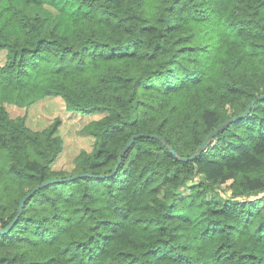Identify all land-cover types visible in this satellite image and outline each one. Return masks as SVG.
Instances as JSON below:
<instances>
[{
    "label": "trees",
    "instance_id": "1",
    "mask_svg": "<svg viewBox=\"0 0 264 264\" xmlns=\"http://www.w3.org/2000/svg\"><path fill=\"white\" fill-rule=\"evenodd\" d=\"M67 1L61 33L0 0V228L37 185L86 174L29 198L0 232V264H264V98L178 158L264 94V0ZM45 98L102 114L72 169L54 167L61 115L34 129L8 109ZM228 181L230 195L212 194ZM199 198L195 221L186 202Z\"/></svg>",
    "mask_w": 264,
    "mask_h": 264
},
{
    "label": "rangeland",
    "instance_id": "2",
    "mask_svg": "<svg viewBox=\"0 0 264 264\" xmlns=\"http://www.w3.org/2000/svg\"><path fill=\"white\" fill-rule=\"evenodd\" d=\"M21 5H26L31 12L41 14L46 18L43 30L48 32L54 27L61 33H68L71 29L70 19L77 9V5L67 0H37L36 3L27 4L25 0H19ZM5 59L4 54H0V63ZM59 99L61 97H58ZM11 116L15 117L27 114L28 124L34 129H42L52 122L56 115L62 116L60 133L64 138V151L57 161L55 168L72 169L75 156L82 149H91L94 138L81 133L82 127L91 119L99 118L102 114L84 116L80 114L67 113L64 104L56 98H45L30 107H18L8 105ZM230 182L222 183L213 191L214 196L222 194L230 195ZM188 213L197 221L204 206L202 198L194 202H186Z\"/></svg>",
    "mask_w": 264,
    "mask_h": 264
},
{
    "label": "water",
    "instance_id": "3",
    "mask_svg": "<svg viewBox=\"0 0 264 264\" xmlns=\"http://www.w3.org/2000/svg\"><path fill=\"white\" fill-rule=\"evenodd\" d=\"M264 98V94L259 95L258 97H255L254 99H252V101L250 102V104L248 105L247 109L239 114V115H234L230 118H228L227 120H225L223 123H221L217 128H215L207 137L206 139L203 141V143L199 146V148L195 151V153H193L191 156L188 157H182V156H178L179 159L183 160V161H189L194 159L195 157H197L200 153H202V151H204L208 145L212 142V140L214 139V137L225 127H227L229 124H231L232 122H234L235 120L244 117L246 115H248L251 111V109L253 108L255 102L259 99ZM147 136H149L148 134H146ZM142 136V134L138 133V134H134L130 141L127 143V145L124 147V149L121 151L120 156H119V160H118V164L116 165L115 170L118 169L120 162L122 160L123 155L125 154V152L130 149V147L132 146L133 142L135 141L136 138ZM151 136H155V135H151ZM166 146L170 149V151L173 154H177L176 150L174 147L170 146L168 144V142L164 139ZM86 174H79V175H74V176H69L67 178H51L48 179L44 182H42L41 184L37 185L36 187H34L33 189H31L21 200L18 206V212L16 217L13 219V221L5 228H0V232L1 233H5L7 232L11 226L13 225V223L16 221V219L19 217V215H21V213L23 212V209L25 207L26 202L29 200V198L32 197V195L40 188H42L43 186L47 185V184H51L54 182H59V181H65V180H71L74 179L76 177L79 176H84Z\"/></svg>",
    "mask_w": 264,
    "mask_h": 264
}]
</instances>
